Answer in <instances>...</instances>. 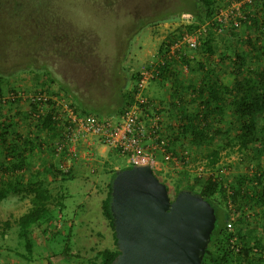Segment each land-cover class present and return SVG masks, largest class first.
<instances>
[{
	"label": "rangeland",
	"instance_id": "374dc122",
	"mask_svg": "<svg viewBox=\"0 0 264 264\" xmlns=\"http://www.w3.org/2000/svg\"><path fill=\"white\" fill-rule=\"evenodd\" d=\"M195 1L198 0H0V74L26 96L45 87L53 95L64 94L89 112L117 116L135 86L133 75L169 48L174 41L173 33L187 30L186 25L194 21ZM229 27L228 19L224 31L214 32V57L229 44ZM261 43L264 46V36ZM199 53H203L202 49H195L194 54ZM190 69L189 66L184 74L189 76ZM188 81L192 80H182ZM175 87L171 80L154 79L145 89L160 113L164 110L161 115L164 114V127L169 132L165 115L170 104L157 102L155 97L160 92L173 93ZM28 101L21 99L15 105L25 110ZM188 107L193 109L196 103ZM26 125L27 122L20 124ZM92 149L95 155L88 160L77 159L79 166L75 171L72 169L69 178H61V174L52 178L53 169L48 171L43 165L37 168L36 157H32L30 169L20 176L26 182L31 173L41 172L40 177L54 195L51 205L55 207L56 218L35 227L32 236L35 245L30 253L21 243L13 220L29 209L31 201L14 193L4 198L0 202V264H87L97 250L115 247L114 230L103 215L101 201L107 194L112 172L129 166L130 161L127 154L115 149ZM227 152V149L221 152L225 157L222 167L234 173L243 170L248 160L241 161L236 149ZM205 156L201 154L197 159L206 164ZM157 160L161 167L156 166V175L168 184L174 197L176 182L186 183L187 169L162 164L161 154ZM229 172L224 178L233 180ZM57 200L62 202L63 218H59ZM226 207L222 203L221 208ZM6 219L12 220V224L2 234ZM240 225L237 222V227ZM256 229L264 242V219ZM66 241L71 249L68 258L63 252Z\"/></svg>",
	"mask_w": 264,
	"mask_h": 264
},
{
	"label": "trees",
	"instance_id": "16d2710c",
	"mask_svg": "<svg viewBox=\"0 0 264 264\" xmlns=\"http://www.w3.org/2000/svg\"><path fill=\"white\" fill-rule=\"evenodd\" d=\"M234 2H240L239 10L245 17H237V25L230 20L229 44L222 48L217 56L221 64L210 63L209 60L208 63L204 60L201 64L204 73L202 80H192L189 83L171 80L176 85L174 90L177 95L172 96L173 99L171 98L170 101V105L176 110L172 115L174 120L170 124V133L174 145L189 148L195 159L201 154L206 155V164L215 171L219 172L223 168L222 165L220 166L222 150L227 149L231 152L236 149V153L240 156L238 158L247 159L255 172L252 177L247 173L235 174L233 180L228 182L233 189V193L229 195L223 174L208 175L205 179H201L185 170L186 183L182 185V181L178 180L175 193L184 187L191 188L202 193L215 208L217 220L204 254L205 264H264V244L261 238L255 236L254 239L247 240L249 238L241 234L240 228L229 231L226 227L229 208L228 206L224 210L221 208L222 203L225 202L227 205L230 197L237 211L241 213L240 201L247 197V192L244 191L246 184L254 189L255 204L260 205L264 202V173L258 174L259 161L264 160V46L261 43L264 36V0L195 1L194 21L187 24L186 28L191 32L198 25L210 20L208 36L199 47L207 53L209 59L211 54L216 52L213 34L219 27V22L214 16L221 8L230 6ZM10 13L17 16L14 12ZM180 34L181 32L173 33V40H176ZM185 59L183 56L182 60ZM208 65L210 67L206 69ZM163 72H168L167 61L161 67L160 76ZM138 75L139 72H136L133 79L137 80ZM4 77L5 75L0 74V174L7 172L9 178L4 179L1 178L4 174L0 175V202L11 193L30 199L29 209L13 221L21 243L28 252L32 253L35 245L32 238L35 227L40 226L42 221L56 218L55 207L51 205L54 195L45 179L40 177L39 170L36 171L39 175H34L35 172L31 173L26 182L23 181L24 178L20 176L23 174L20 173L30 169L32 157H36L37 168L43 165L48 171L55 169L59 173L58 176L61 174V178L72 177V173L71 168L65 171L61 167L64 154L56 155L54 150L53 138L56 136L58 126L50 111L37 116L38 103L33 102L31 98H28L27 109L18 108L15 104L26 98L18 96L21 90L5 82ZM50 91L48 88L40 87L35 93L52 94ZM133 91L132 89V92H129V98ZM185 91L189 99L182 100ZM11 92L16 96H8ZM50 102L52 100L48 101ZM183 103L185 108L182 107ZM191 103H196V107L187 109V105ZM81 108L89 112L82 106ZM23 122H27L26 127L20 126ZM115 174L116 170L111 174L107 194L101 201L103 215L109 220L113 230L110 200L112 179ZM11 176H15V179ZM258 187L263 189L260 196ZM60 197L64 195L61 194ZM56 206L61 214L59 218H63L62 202L57 200ZM3 223L2 234L11 227L12 220L6 219ZM68 230L71 231V228L69 227ZM234 233L238 235L240 245L237 251L232 248L230 242ZM113 235L115 247L97 250L87 260V264H111L119 253L115 231ZM70 250L69 242L66 241L63 252L67 258L71 255Z\"/></svg>",
	"mask_w": 264,
	"mask_h": 264
},
{
	"label": "built area",
	"instance_id": "2783aa9c",
	"mask_svg": "<svg viewBox=\"0 0 264 264\" xmlns=\"http://www.w3.org/2000/svg\"><path fill=\"white\" fill-rule=\"evenodd\" d=\"M239 5L240 2H234L230 6L221 8L214 16L219 22L217 32L224 31L228 19L233 18V22L237 25V17H245L239 10ZM209 22L210 20L198 25L191 32L182 31L167 50L160 52L157 60L144 64L138 70L139 75L133 88V94L117 116H100L92 112H85L64 94L35 93L26 96L25 92L19 91L18 96L31 98L33 102L38 103L37 116L48 111L52 114L58 126L56 136L53 138L56 155L64 154L65 158L77 159L80 157L81 144H86L90 146L85 150L84 155L88 160L95 155L92 147L97 144L115 149L121 154H127L130 165L149 164L154 172L156 166H160L157 156L161 154L162 164L167 162L176 169L186 168L201 179H205L208 175L218 176L220 173L224 175L229 172V168L224 167L219 172L215 171L201 160L195 159L189 148L172 143L171 133L164 127L159 106L145 94L147 84L159 77L161 67L166 64V61L168 62L172 58L182 59L183 56H187L188 50H195L201 46L208 36ZM188 67L187 63L182 64L184 72H187ZM8 96L16 95L11 92ZM49 100L52 102L48 103ZM61 167L68 171V166L61 165ZM224 179L227 193L231 195L233 189L229 186V180ZM227 206L229 218L226 227L229 231H234L238 213L236 205L230 197H228ZM250 211V215H253V211L251 209ZM230 242L232 248L237 251L240 246L238 235L234 233Z\"/></svg>",
	"mask_w": 264,
	"mask_h": 264
},
{
	"label": "water",
	"instance_id": "95a60500",
	"mask_svg": "<svg viewBox=\"0 0 264 264\" xmlns=\"http://www.w3.org/2000/svg\"><path fill=\"white\" fill-rule=\"evenodd\" d=\"M110 209L119 253L111 264H205L214 206L184 187L174 197L149 164L116 170Z\"/></svg>",
	"mask_w": 264,
	"mask_h": 264
},
{
	"label": "crops",
	"instance_id": "0c3cea01",
	"mask_svg": "<svg viewBox=\"0 0 264 264\" xmlns=\"http://www.w3.org/2000/svg\"><path fill=\"white\" fill-rule=\"evenodd\" d=\"M194 53H195V50H191V49L188 50V54L185 57L186 59L184 61L182 59H176V58L170 59L168 61V72H163L162 75L161 76L159 75V77L157 79H159V80H202L203 75H204V73L201 70L202 62L204 60H207V62H208V60H209L210 63H214V62L219 63V58L214 57L212 54H211V57L208 59L206 52L199 53L197 55ZM260 61H262V60H260ZM184 63H187L191 68L190 69L191 74L189 76H188V74H184V72H183L182 64H184ZM219 64H221V63H219ZM259 66H260V64H258V67ZM208 67H210V65L206 66V69ZM187 83H189V81ZM174 93H175V90L173 93L171 91L170 93H168L166 95H164L165 92L164 93L160 92L161 95L159 97H155V101L157 100V102H163L166 105H169L170 101L173 99L172 96L177 95L176 93L175 94ZM152 95L155 96V94H152ZM186 98H187V94L185 91L184 94L182 95V100H185ZM153 100H154V98H153ZM176 100H177V97H176ZM188 105H187V109H189ZM182 107L185 108L184 103H183ZM163 112H164V110H163ZM163 112H161V114ZM175 112H176V110L172 107V105H170L168 107V114L165 115L166 120H167L166 124H168V125L171 124V116ZM163 115H162V117H163ZM93 147H98V150L101 149L102 151L108 150V148H106L104 146L97 145V144L93 145ZM88 148H90V146H87L86 144H81V153H80L79 158L85 159V157H84L85 150ZM79 158H77V159H79ZM224 158H225L224 156L221 157L220 166L224 164V162H223ZM62 159H63V162L61 164L64 166H68V169L71 168V173L73 172V170L74 171L77 170V168L79 166L78 164L80 163L77 159H72V158L68 159V158H65L64 156ZM240 160L243 161L242 158ZM245 164L246 165L243 168V170H237V172H235V173H234V171L229 172L233 176V178H234V175L237 173H241V174L247 173L248 176L252 177L253 172H255L252 169L253 168L252 164H251V166L249 165V162H247ZM259 164H260V169H258V174L261 175L264 173V160L259 161ZM50 172H51L50 175L52 178L57 177V173H58L57 170L54 169L53 171H50ZM2 174H4V173L2 172ZM2 174H0V175H2ZM20 174H23V173L21 172ZM1 178L8 179L9 176H8L7 172L4 174V176H1ZM263 185H264V183H263ZM245 190L247 192L246 193L247 197L245 199L243 198L240 201L241 207H239L242 209V212L240 211L241 213H239L237 211V213H238L237 222H240L241 225H240V227H237V222H236L235 228H240L241 234H244L249 238L247 240H252V239H254L255 236L261 238V236H258L260 233L256 234V231H257L256 228L258 227V225H260V220L264 219V202H262V204H260V205L255 204L254 189H252V187H250L248 184H246V186H244V191ZM257 191H258L259 196L263 193V189L261 187H258ZM255 208H257L256 211H255ZM250 209L253 211V213H254L253 215H250V212H251ZM236 210H237V208H236ZM261 240H262V238H261ZM262 243L264 244L263 240H262Z\"/></svg>",
	"mask_w": 264,
	"mask_h": 264
}]
</instances>
